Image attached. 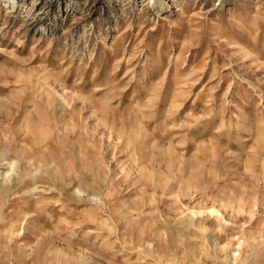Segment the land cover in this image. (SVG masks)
<instances>
[{"label":"rangeland","instance_id":"374dc122","mask_svg":"<svg viewBox=\"0 0 264 264\" xmlns=\"http://www.w3.org/2000/svg\"><path fill=\"white\" fill-rule=\"evenodd\" d=\"M0 264H264V0H0Z\"/></svg>","mask_w":264,"mask_h":264}]
</instances>
